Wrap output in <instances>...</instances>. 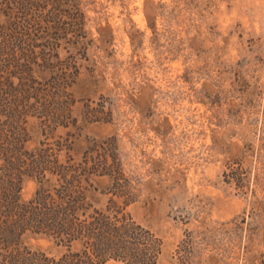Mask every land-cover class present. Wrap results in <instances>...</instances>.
I'll return each mask as SVG.
<instances>
[{
  "label": "rangeland",
  "instance_id": "1",
  "mask_svg": "<svg viewBox=\"0 0 264 264\" xmlns=\"http://www.w3.org/2000/svg\"><path fill=\"white\" fill-rule=\"evenodd\" d=\"M0 60L45 95L29 148L119 169L157 264H264V0H0Z\"/></svg>",
  "mask_w": 264,
  "mask_h": 264
},
{
  "label": "trees",
  "instance_id": "2",
  "mask_svg": "<svg viewBox=\"0 0 264 264\" xmlns=\"http://www.w3.org/2000/svg\"><path fill=\"white\" fill-rule=\"evenodd\" d=\"M28 63H0L2 73L12 66L17 71L0 73V264H105L112 259L157 264L162 239L126 211L132 195L120 183L126 179L119 169L106 167L103 159L93 166L88 161L67 165L49 146L29 148V117L47 110L41 105L45 95L31 85L35 79ZM105 176L113 181L108 193L123 198L122 204L112 197L100 205L97 193L102 191L94 179ZM28 178L37 179L39 187L24 200ZM36 236L63 250L52 255L33 248L29 239ZM179 249L189 252L190 243ZM183 260L180 264L190 263Z\"/></svg>",
  "mask_w": 264,
  "mask_h": 264
}]
</instances>
